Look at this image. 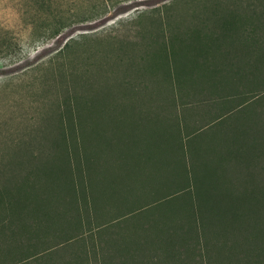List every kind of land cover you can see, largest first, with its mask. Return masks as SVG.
Returning <instances> with one entry per match:
<instances>
[{"label":"trees","instance_id":"obj_1","mask_svg":"<svg viewBox=\"0 0 264 264\" xmlns=\"http://www.w3.org/2000/svg\"><path fill=\"white\" fill-rule=\"evenodd\" d=\"M195 6L128 93L106 73L76 97L66 81L49 144L0 158L3 264H264V0Z\"/></svg>","mask_w":264,"mask_h":264},{"label":"rangeland","instance_id":"obj_2","mask_svg":"<svg viewBox=\"0 0 264 264\" xmlns=\"http://www.w3.org/2000/svg\"><path fill=\"white\" fill-rule=\"evenodd\" d=\"M198 2L0 0V45L3 37L11 42L0 53V158L24 151L38 152L49 144L42 130L52 124L46 119H55V109L61 108L68 95L63 92L66 81L77 83L75 96L77 91L88 93L86 82L94 78L101 81L106 73L112 93L127 92L121 89V81L142 78L141 59L151 39L161 40L170 30L192 26L193 17L202 12L195 6ZM58 16L66 26L57 32L53 30L56 26L49 24ZM106 93L103 89L94 94L104 98ZM134 99L156 110L168 106L162 103L166 97L153 101L148 93L135 94ZM201 116L191 112L188 120L192 123ZM1 250L0 259L4 257ZM65 257V253L61 254L62 263ZM56 261L55 257L49 261L41 258L33 263Z\"/></svg>","mask_w":264,"mask_h":264}]
</instances>
